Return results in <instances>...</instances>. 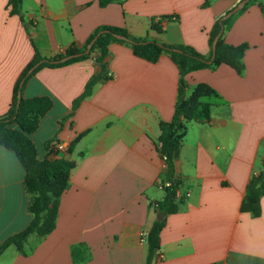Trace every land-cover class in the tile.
I'll list each match as a JSON object with an SVG mask.
<instances>
[{"label":"crops","instance_id":"1","mask_svg":"<svg viewBox=\"0 0 264 264\" xmlns=\"http://www.w3.org/2000/svg\"><path fill=\"white\" fill-rule=\"evenodd\" d=\"M239 1L113 0L100 7L98 0H21L12 15L8 0H0V118L12 106L34 49L43 58L63 55L111 26L208 57L212 25ZM262 2L236 13L222 36L228 45L245 46L241 73L220 64L186 75L183 98L201 85L214 95L201 99L210 104L206 120L184 122L172 173L178 209L163 217L151 264H264V194L258 216L241 209L247 184L264 161ZM152 21L161 32L151 29ZM105 61L109 79L76 106L101 73L93 57L42 68L25 82L24 102L49 104L29 135L37 158L55 140L64 148L60 157L74 166L55 228L42 238L29 236L23 251L6 247L0 264H146L143 236L157 219L154 204L164 197L160 182L167 172L159 123L174 114L179 72L167 54L150 63L117 42L109 43ZM24 182L16 153L0 145V242L30 223Z\"/></svg>","mask_w":264,"mask_h":264},{"label":"trees","instance_id":"2","mask_svg":"<svg viewBox=\"0 0 264 264\" xmlns=\"http://www.w3.org/2000/svg\"><path fill=\"white\" fill-rule=\"evenodd\" d=\"M112 1L98 0V5L104 7ZM253 1L255 0H250L246 3L238 13L243 11ZM20 3L21 0H8L12 15L19 13ZM259 6L262 13H264V2L260 3ZM233 16L222 22L223 31L216 42L214 58L211 62L208 61L212 56V43L221 29L219 23L220 17L216 19L208 34V45L210 48L208 57L202 56L195 49L187 45H166L148 36L134 38L125 29L111 26L99 27L82 48L70 47L63 55L43 58L34 49L32 60L16 84L12 106L8 113L0 118V145L16 153L25 171L24 187L26 192L32 195L27 207L31 215V220L24 230L0 242V255L10 245H13L18 251H23V245L29 236L35 235L38 238H42L55 228L60 197L68 187L69 173L74 166L72 162L65 158L54 157L55 154L48 150V144H46L47 154L45 157L41 160L37 158L35 147L29 135L36 130L38 120L49 104L43 100H33L29 103L24 102L22 89L25 82L42 68H58L93 57L95 62L101 67V73L86 84L82 95L74 102V106H76L83 98L90 95L93 86L97 82L109 79L105 60L108 56V45L110 42L128 45L134 56L150 63L157 62L161 54H167L179 72L178 99L172 119L168 122L162 121L159 123V152L165 159L167 172L165 178L160 182L164 190V197L154 204V211L156 214H173L178 209L175 203L177 181L172 176L173 161L179 153L181 139L185 131L184 122L189 120H206L209 115L210 104L208 102H202L201 99L214 95V92L210 88L201 85L189 97L183 98L186 90L185 78L191 72L215 68L220 64L229 65L237 73L242 72V58L245 46L240 45L235 47L228 45L224 43L222 38L224 30L228 27ZM151 29L156 32H161L157 21H152ZM100 31L107 32L101 33L96 38L87 54L70 58L65 62H54L64 56L82 53L88 43ZM113 34L121 35L125 40L116 39ZM41 60H43V63L33 71L28 72L33 65ZM18 92H20L21 97L17 107ZM12 125H16V127H12ZM262 166L263 170L250 178L246 187L244 202L241 206L242 211L250 212L253 216L260 214L259 200L264 194V161ZM166 182L169 184L168 186H164ZM164 225L165 218L154 220L147 233L143 236L147 247L146 264L152 263L154 256L159 250L160 232Z\"/></svg>","mask_w":264,"mask_h":264},{"label":"water","instance_id":"3","mask_svg":"<svg viewBox=\"0 0 264 264\" xmlns=\"http://www.w3.org/2000/svg\"><path fill=\"white\" fill-rule=\"evenodd\" d=\"M250 0H240L233 8H231L230 10H228L224 15H222L219 19V23H220V31L218 32V34L216 35V37L214 38V41L212 43V56L211 58L209 59L208 62H211L214 58V53H215V45H216V42L217 40L219 39L220 35L222 34V31H223V26H222V22L228 18H230L231 16H233L234 14L238 13L240 10H242V8L244 7V5L246 3H248ZM103 32H107V31H100L89 43L88 45L86 46L85 50L82 52V53H78V54H72V55H68V56H64L62 57L60 60L58 61H54V62H65L67 61L68 59L70 58H73V57H77L79 55H82V54H87L89 52V49L90 47L92 46V44L94 43V41L96 40V38ZM113 36L116 38V39H119V40H125V38L121 35H118V34H113ZM41 63H43V60L37 62L35 65H33L28 72H31L33 71L37 66H39ZM20 97H21V94L20 92L17 93V107L19 105V102H20ZM165 216V213H159L156 215V218L157 219H162L163 217Z\"/></svg>","mask_w":264,"mask_h":264},{"label":"built area","instance_id":"4","mask_svg":"<svg viewBox=\"0 0 264 264\" xmlns=\"http://www.w3.org/2000/svg\"><path fill=\"white\" fill-rule=\"evenodd\" d=\"M48 150L53 152L55 155H58L59 157L62 153H64V148L62 147V145L55 140L49 143ZM168 185L169 184L167 182L164 184V186H168ZM161 259H162V255L157 254V260H161Z\"/></svg>","mask_w":264,"mask_h":264},{"label":"rangeland","instance_id":"5","mask_svg":"<svg viewBox=\"0 0 264 264\" xmlns=\"http://www.w3.org/2000/svg\"><path fill=\"white\" fill-rule=\"evenodd\" d=\"M27 193H28V192H27ZM28 195H29V202H30L32 195L29 194V193H28ZM28 204H29V203H28Z\"/></svg>","mask_w":264,"mask_h":264}]
</instances>
